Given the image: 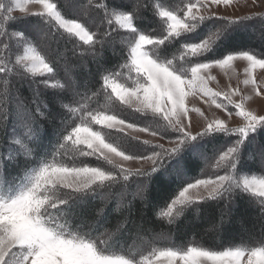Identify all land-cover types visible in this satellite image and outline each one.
Returning a JSON list of instances; mask_svg holds the SVG:
<instances>
[{
  "label": "snow or ice",
  "instance_id": "snow-or-ice-1",
  "mask_svg": "<svg viewBox=\"0 0 264 264\" xmlns=\"http://www.w3.org/2000/svg\"><path fill=\"white\" fill-rule=\"evenodd\" d=\"M230 3L63 0L62 8L61 0H0V264H264V137L256 143L264 107H247L239 89L209 87L214 68L228 75L242 60L244 85L264 95L254 75L264 70V53L207 56L234 24L264 18V0H253L260 11L251 15L228 12ZM77 7L76 17L64 14V8ZM149 16L156 26L145 30L141 22ZM206 21L213 27L203 39H181ZM173 43L178 46L166 51ZM21 78L30 97L20 91ZM44 89L56 92L48 97ZM197 94L222 110L223 118L197 109L201 120L193 126L187 98ZM138 115L154 119L142 124ZM13 117L20 131L8 135ZM45 125L54 139L41 155ZM218 134L231 142L209 147ZM129 137L152 147L126 152L122 142ZM246 159L259 165L258 175L241 179ZM195 161L202 167L189 177ZM13 165L18 172L11 176ZM157 174L161 183L181 182L157 217L168 226L190 208L199 215L213 203V228L223 236L246 196L256 209L258 231L244 227L246 236L239 240L221 238L211 245L195 239L177 244L168 235L148 240L152 227H145L143 212ZM130 181L136 184L131 192ZM88 196L96 203L77 223L75 209Z\"/></svg>",
  "mask_w": 264,
  "mask_h": 264
},
{
  "label": "rangeland",
  "instance_id": "rangeland-1",
  "mask_svg": "<svg viewBox=\"0 0 264 264\" xmlns=\"http://www.w3.org/2000/svg\"><path fill=\"white\" fill-rule=\"evenodd\" d=\"M52 2H55V0H52ZM256 3H258V0H256ZM61 4L63 6V0H61ZM221 10H225V6L221 5ZM226 10L230 13H234V14H248L251 15L253 12H258L260 11L259 7H253V0H231V3L226 6ZM64 14L68 15L69 17H76L77 15H79V9L74 8V9H68V8H64ZM153 19V18H152ZM258 18H256V20H254L253 22L249 23L252 24L249 26L248 29H245L244 27L246 25L241 24H237V25H233L231 28H229V30L225 33V35L221 38L220 42H225L224 40H228V43H230L231 45H233V47H247V49H251L254 52H261L264 53V19L263 20H257ZM33 23H41L43 24L44 21H38V20H33ZM247 27V26H246ZM245 29V30H244ZM123 31V30H121ZM76 39V38H75ZM77 40V39H76ZM221 44V43H220ZM244 45V46H243ZM126 47V46H125ZM242 49V48H241ZM246 49V50H247ZM223 56V55H222ZM234 66H235V72L234 73H230L228 75H226L224 73L223 70H220L218 68H214L211 72L212 76L215 78L214 80H211L209 82V87H211L214 91H228L229 89H239L240 92L243 94L244 99H245V103L247 107H250L252 110L259 112L260 109L262 107H264V95H256L253 91H252V86L251 85H244L243 80H244V68L247 67V63L245 61L242 60H237L234 62ZM262 73H264V70L257 68L255 70L254 75L256 76V81L257 84L260 86V91L262 93H264V78H262ZM45 75H38L37 79H44ZM85 74L82 72L81 76L83 77ZM19 87H20V91H22V87L26 88V90H28V93H31L29 84L27 82H25L24 78H21V80L19 81ZM56 90L55 89H44V93L47 95L50 94H55ZM53 94V95H54ZM222 99V98H221ZM233 99L235 101H238L240 99V96H234ZM220 102V101H217ZM224 103H227L226 101H224ZM187 106L192 110L189 112V116L192 118L193 121V126H196L200 120V114L199 111H197V109L204 111L207 115L209 116H218L220 118H223L221 116V111L222 110H218L215 108L214 104H211L210 101L208 104L204 103V100L201 99V97L197 94V95H190L187 98ZM230 110H232V107L230 106ZM136 119H138L140 121V123H145L147 121H152L154 118L150 117V116H140L138 115L136 117ZM234 119H238V117H234ZM12 124V128L10 127V129H7V134L11 135L13 130L15 129L17 132L20 131V129L15 127V120L14 117L10 119L9 121ZM143 138L147 139L149 138L147 136V134L143 135ZM208 139V138H206ZM211 140V139H209ZM49 140L47 141V139L41 140L40 143H48ZM123 147L124 150L126 152H130V153H139L141 151H144L145 149H148L152 146L149 145H143L142 142L140 141H136L133 140L132 138H127L125 139L123 142ZM50 144V143H49ZM215 146V144L210 143L209 147ZM43 147V146H42ZM251 148V146H250ZM6 152L8 151L7 148H5ZM246 164L245 167L249 168L253 163L256 164V171L259 170V165L251 160H247L246 159ZM197 163H199V165H202V163L200 161H198ZM126 166H130V167H134L135 165H126ZM194 168H192L193 170ZM190 174L192 175L191 171L188 172V175L190 176ZM244 175H258L257 172H252L251 174L249 173H242L241 175V179L243 178ZM178 183H181L180 181H176ZM136 184L134 182H132L131 184H129V188L128 191L131 192L135 189ZM150 196V190L148 192V198ZM88 198V197H86ZM85 198V199H86ZM247 205H245V209L247 213H251L253 214V212L256 211V209L251 205V202L249 201L248 203H246ZM78 206H82L78 205ZM237 208V206H236ZM164 209H162L160 212L164 211ZM236 214V213H235ZM234 214V216H235ZM233 216L232 221L226 226L225 228V232L224 235L222 236V234H219L215 231V229L213 228V225H208V227L202 232L200 233H194V229H193V224L190 223V226L186 227V228H182L180 229V223L178 222L176 224V232H174L175 229H171V232L168 233L167 231H163L161 232L160 230H155L153 228H151L150 230V235H147L146 238L148 240H150L152 237H159L161 235H168V237L173 240V241H177L178 243H180V240L182 237L179 238V236H183L185 238H187V241H192L193 239L197 240L196 237L198 238H203V240H205L206 244H214L219 242V239H224V240H228V239H236L239 240L241 237L246 236V233L244 232V227H247L249 229V231L251 232L253 230V228L249 225H247V223H245V221L243 220V225L241 224V221L236 222L235 217ZM194 221L193 222H197V224H200L199 222L203 220V217L201 215H197L196 211L194 210ZM201 218V220H200ZM207 221V219L205 220ZM145 227H149V225H147L144 222ZM134 228V226H131ZM181 234V235H180ZM196 236V237H193ZM131 242V241H129ZM137 245L139 246H145V241L144 240H137ZM154 247H160L162 245H153ZM161 259L163 260L164 258L161 257Z\"/></svg>",
  "mask_w": 264,
  "mask_h": 264
},
{
  "label": "trees",
  "instance_id": "trees-1",
  "mask_svg": "<svg viewBox=\"0 0 264 264\" xmlns=\"http://www.w3.org/2000/svg\"><path fill=\"white\" fill-rule=\"evenodd\" d=\"M61 7L63 8L62 4H61ZM68 16V15H67ZM256 18H258L257 20H263L264 18L262 17H253V18H250L248 20H244V21H241V22H238L234 25H237V24H243V25H246L244 28L245 29H248L250 25L252 24H249L251 22H253L254 20H256ZM214 20L216 18H213ZM113 26H116L115 25V20H113ZM156 26V22L154 19L151 18V16L148 17V19L144 20L141 22V27L144 28L145 30L149 29V28H152V27H155ZM213 27L212 23L211 22H208L206 21L204 24H201L200 27L195 30L194 32L192 33H188L186 34L185 37H182L181 39H187L188 41H199L201 39H203L208 31ZM244 29V30H245ZM77 39V42L81 45H83V42L82 41H79L78 38ZM225 42H217V44L211 49L210 52L207 53V56L208 57H221L222 55L226 54L227 52H230V51H239V50H246L247 47H233V45H231L230 43H228V40H224ZM178 44L177 43H173V44H170L168 46V48L166 49V51L168 52H171L175 49V47H177ZM244 46V45H243ZM84 47H87L86 45H84ZM126 48V47H125ZM242 48V49H241ZM108 56L111 57V53L109 52L108 53ZM201 59H203V57H201ZM110 64L111 63H116V58H110V60L108 61ZM95 80V77L93 76V81ZM20 85V84H19ZM22 94L25 96V97H30V93H28V90H26V88H23L22 87ZM54 94V93H53ZM53 94H50L47 96L48 97H52ZM50 108L53 107L52 104L49 105ZM151 117V116H150ZM10 127L12 128V124L9 122L8 124V130L10 129ZM16 127V125H15ZM9 135V134H8ZM261 137H264V129H261L259 130V134L256 135V143L258 144ZM44 139H47V141L49 140L48 143H40L39 145V149H38V152L39 154L43 155V153L49 148L50 144L52 142V140L54 139L53 137V133H52V129H51V126L50 125H45V129H44V133L41 137V140H44ZM208 139H211L210 137ZM231 137L229 136H225L224 134H218V138L214 141V144L215 146H219L221 144H228L231 142ZM43 146V147H42ZM251 146V145H250ZM252 147V146H251ZM6 151V150H5ZM198 161H195L191 167V169L189 171H191L192 175L190 174L189 177H195L199 174L200 172V168L202 167V165H199V163H197ZM246 160L243 164V171H245V173H248V172H257L256 171V164H252L249 168H246L245 167V164H246ZM192 168H194L192 170ZM163 171V170H161ZM18 172V167L16 165H13L12 167H10L8 169V173L9 175L11 176H14L16 175ZM132 182L130 181V184ZM179 185L180 183L176 182V181H173V182H169V183H161L160 180H159V174H157L156 176H154L153 178V182L151 183L150 185V196H149V207L146 211L143 212V221L151 226L153 229H157V230H160L161 232L163 231H167L168 233L171 232V229H175L174 232H176V225H173V226H168L166 221L161 217V218H157L158 217V214L160 213V211L162 209H164V204L166 201L170 200L172 197H174L178 190H179ZM117 191H119V189H117ZM249 200L248 198L245 196L243 198H241L238 203H237V211H236V214H235V219L237 224L238 222L240 221H245V223H247V225L251 226L253 228V230L251 231L252 233H256L259 229V223L257 221V218H256V211L253 212V214L251 213H247L246 212V209H245V205H247L246 203H248ZM96 203L95 200L92 199L91 196H88V198L85 199V203L82 204V206H77L75 211L77 212V219L75 222H79V217L80 216H87L90 214V210L92 208V206ZM135 207L137 209L135 215L139 218L140 215H141V212H140V209H141V203L139 200L136 201L135 203ZM111 208V206H110ZM194 208H190L187 212L184 213V215L180 218V220L178 221L180 223V229L182 228H186L188 226L192 227L193 225V229H194V233H200L201 231L203 232L207 227L208 225H213V220L216 218V205L213 204V203H209L207 205H203L201 207V211L199 213V215H201L203 217V220L207 219V221H202L201 218H200V224H197V222H193L194 220ZM108 220L111 221V223H115V219H116V216L115 214H111L107 217ZM177 222V223H178ZM176 223V224H177ZM190 223H192L193 225L191 226ZM132 225H129V228H133L131 227ZM181 235V234H180ZM181 238L180 240V243H178L176 241L177 244H181L185 241H187V238L183 237V236H179V238ZM193 237H196V236H193ZM121 239L127 241L128 240V236L127 235H122L121 236ZM196 239L198 241H201V242H206L205 240H203V238H198L196 237Z\"/></svg>",
  "mask_w": 264,
  "mask_h": 264
}]
</instances>
